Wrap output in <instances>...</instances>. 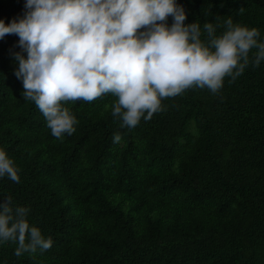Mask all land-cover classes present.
I'll list each match as a JSON object with an SVG mask.
<instances>
[{
  "label": "trees",
  "instance_id": "1",
  "mask_svg": "<svg viewBox=\"0 0 264 264\" xmlns=\"http://www.w3.org/2000/svg\"><path fill=\"white\" fill-rule=\"evenodd\" d=\"M177 2L185 23L210 20L220 34L231 17L264 39V0ZM24 4L0 0V19ZM18 40L0 39V147L20 170L19 182L0 178V198L29 207L53 243L19 257L16 243L0 244L2 264H264V62L216 93L166 97L131 128L112 115L111 93L64 101L78 123L57 138L22 95Z\"/></svg>",
  "mask_w": 264,
  "mask_h": 264
},
{
  "label": "clouds",
  "instance_id": "2",
  "mask_svg": "<svg viewBox=\"0 0 264 264\" xmlns=\"http://www.w3.org/2000/svg\"><path fill=\"white\" fill-rule=\"evenodd\" d=\"M24 8L18 19H0V39L18 35L15 75L22 95L35 102L57 138L71 135L78 123L64 101L90 102L111 93L117 98L112 115L131 128L161 111L166 97L191 87L216 93L226 76L235 80L249 63L264 62L257 27L228 17L220 34L210 20L202 29L198 21L185 23L177 0H25ZM121 139L114 133V143ZM19 171L0 147V178L19 182ZM30 211L11 195L0 198V244L16 243L18 257L53 243L30 223Z\"/></svg>",
  "mask_w": 264,
  "mask_h": 264
}]
</instances>
